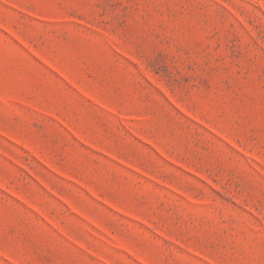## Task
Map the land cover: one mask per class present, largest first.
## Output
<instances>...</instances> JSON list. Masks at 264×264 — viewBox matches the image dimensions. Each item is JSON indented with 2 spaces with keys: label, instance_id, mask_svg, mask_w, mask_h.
Returning a JSON list of instances; mask_svg holds the SVG:
<instances>
[{
  "label": "rangeland",
  "instance_id": "rangeland-1",
  "mask_svg": "<svg viewBox=\"0 0 264 264\" xmlns=\"http://www.w3.org/2000/svg\"><path fill=\"white\" fill-rule=\"evenodd\" d=\"M0 264H264V0H0Z\"/></svg>",
  "mask_w": 264,
  "mask_h": 264
}]
</instances>
